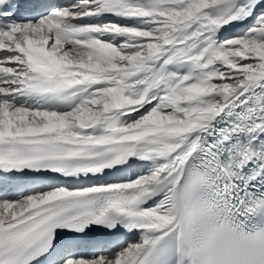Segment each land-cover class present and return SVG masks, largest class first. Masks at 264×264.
<instances>
[{
	"label": "bare ground",
	"instance_id": "1",
	"mask_svg": "<svg viewBox=\"0 0 264 264\" xmlns=\"http://www.w3.org/2000/svg\"><path fill=\"white\" fill-rule=\"evenodd\" d=\"M158 1L159 0H102L103 5L106 7L100 9V10L104 9V12L101 13V16H107L109 15V13L120 14L118 18H115L113 16L111 18L113 22L115 21L114 24L116 25V28L119 31L115 30V32H113L111 29L106 30L107 32L106 35L109 38H112L113 41H119L120 43H124L121 45L119 49L117 48L121 52V53L119 52V54H121L125 58L126 57L130 58L129 53H133L135 50H137V48L135 47L134 48H131V46L126 47L125 45H127L128 43L131 45H134V43L129 42V40L125 41L123 38L128 39V37L132 36L131 38H135L134 42L137 41H140V43L148 42L147 44L148 48H146L147 47L146 45L143 46L146 53L144 54V57L141 58L140 63L138 60H133V61H137L136 63L118 61L116 65L115 64L113 65L117 70V71L115 70V72H113L112 70H107L108 68L106 69V66H103L102 70H107V71L101 72L98 70V72L93 73L91 71L86 70L85 68H81L78 65L80 62L85 64V66H89L87 67L89 69L93 67L92 64H90L89 62L85 61L86 63H84V59H83L84 57H82L81 55L80 57L77 54V52H75L72 49H66L68 47V43H67L68 41L59 42L54 40V43L52 45L50 46L48 45L46 49L43 48L42 53H44V55L40 53L37 56V59L33 62V64H28V63L24 64L27 66V68H25L27 70H23V71L20 70L21 80L19 79V81L20 82L25 81V85L20 86V88L25 89L31 87L37 90L40 89L51 90L54 86L59 84H66L73 81H81L82 83L88 85V89H89L95 86L97 87L99 85H103L105 82H109V84H115V86L117 85L119 87L118 89H120L121 92L128 95L130 99H134V100L147 99L148 102L150 101V98H154V97L156 98L158 97L157 99H164L165 96L163 97V94L165 93L166 95V93L169 91L168 89L166 90V92L163 88L161 89L163 90L161 92L159 90L155 91L154 92L155 94H157L158 92V96L151 94L152 97H150V94L148 95V93H151L152 91V89L150 91V86L152 85L153 82H157V80L154 79L151 83L144 84L147 82V78H148V76H144L143 74L145 68L151 70L153 74L155 70L153 69V67H151L153 70L150 69V65L152 66L156 62H160V65L165 63L168 66L169 64L172 63L171 64L172 70L174 67L176 70L181 68L185 70V75L188 74V70L192 72L191 69H193V67L190 66L191 68L189 69L188 67L189 64L184 66L183 62L174 61L177 59V58L174 59L175 57L174 58L172 57L174 53H171L170 55L167 54L168 51L174 48V45H179L182 42L188 45L189 39L193 38V36L197 35V33L198 35L206 34V37L208 38L207 41L206 40L205 41L208 42V44H210L212 41H214L215 38H218L220 35L224 36L228 34L229 31H230L229 32L230 38H235L234 37L235 34L238 35V33L241 32V29L244 27L245 24H247V21L250 19V17L254 16L255 13L257 14V12H259V9H262L264 7V0H214L213 5L209 8L204 9L199 6L196 7L195 9H192L190 7L191 8L190 11L195 12L194 13L195 15L189 16L190 18H188V20L185 22L187 24V27L181 29L179 34L177 35L173 32L166 33L167 32L166 31L161 36L163 37V40L156 39V41H152V43H150L151 41L149 42L147 38L150 35H152V33H146L140 31V30H144V28L147 29L146 26L147 24L150 23V21L137 22L125 16L128 15L138 16L136 12L139 11H140L139 13L142 12L144 14H147L145 16H148L149 13H151L152 16V14L155 13L154 12L155 5L157 3H160ZM178 2L183 4L185 1L180 0ZM171 4L169 5V8L171 7L175 9L176 4L174 3L173 5ZM162 11H165L167 13V9H162L161 12ZM197 14L198 16H196ZM202 15H206L208 17V20L206 22L202 21L203 18V17L201 18ZM99 19L101 20L102 18L100 17ZM23 29L24 31H28V29L27 30H25V28ZM134 31L136 32V35L132 33ZM28 32L32 34L34 41L39 43L40 49L42 48V39L43 38L49 39L48 34L43 33L41 31L38 32L35 28H33ZM136 39L137 41H135ZM87 40H91V39H87ZM17 41L20 42L19 37H17ZM233 41H237V39L235 40L233 39ZM198 42H201L199 38H197L193 42V44L189 45L188 48L192 49V51L196 53V51L199 49V44H200V43L197 44ZM3 45H7V47H13L12 44H6V43L1 44L0 63L9 58V56H6L5 54V47ZM101 46L103 45L101 44ZM62 47L63 49L61 50ZM210 49L213 50V46L207 49L204 48L205 52L210 51ZM218 49H220L219 46ZM64 50L67 52L70 51L71 54H74L75 56V59L73 60L74 63L71 62V60L69 61V63H67L65 60L62 59ZM165 50L167 51V53L165 52ZM204 50H200V51L204 52ZM217 50L216 52H214L215 50H213V52L214 55L218 54V58L216 59V62L219 61L223 62V64L222 63L220 64L221 67L229 63L228 61H235L238 59L241 60L240 62L242 63L244 62V60L247 61V59L248 60L250 59L249 62L252 63L255 56H258L257 58L263 56L260 53V51L264 52V50H261L260 48H255L254 54L252 55H250L245 49H241V50L233 49L234 51L232 52L231 51L226 52L225 49L220 51ZM97 52L99 54L101 53V51L99 50H97ZM184 54L186 56L187 53ZM238 55H240L242 59L238 58ZM160 56L162 57L158 59ZM103 58L104 55L100 58V60L102 61ZM17 59L23 61L22 56L13 57L11 60L17 61ZM181 59L182 58H180V60ZM129 60H132V58H130ZM6 63L7 62L5 61V65L3 66L0 65V72H2L0 74V77L5 74H8L11 70L16 69L18 67L17 63L14 64L13 66L12 64H10L9 67H6ZM228 68L229 67L227 68L225 67V69ZM248 68H250L251 70H257L260 73L258 75L252 73L249 76H247L244 80L242 79V84L238 83V85L236 86L238 88L231 90L222 89L224 91H227V93L224 92L225 94H222V96L217 95L219 96L218 106L213 110L206 111L207 117L196 119L195 121L190 123L189 121L188 123L187 122L175 123L178 122L179 120V118L176 117V113L183 112L185 115H190L193 113H198L201 110H204V106L206 107L207 105L210 104V101L203 99L204 98L203 96L205 94L206 96L210 95V92H208L209 90L204 92V94L203 92L200 93L201 91L200 92L197 91V93H193L189 98V101L185 102L186 103L185 110H182L183 108L180 109L179 107V110L175 113V115L172 118H170V122L172 123L165 125L164 127L159 129L148 125H140L138 127H134L133 129L125 127L124 124L128 120L132 119L131 117L132 115L129 114L130 113L129 108H131L130 107L131 103L127 104L123 102L116 105V107H118L116 108V110L119 111L120 113H127V114L124 115V117H122L121 114H118L121 117L119 119L118 116V119L116 121L111 115H109L111 114L110 112L104 111L102 118L98 121H95L96 123L94 122L86 126H80V124L76 123L75 125L73 124L74 126L66 127L64 125V121L67 120L69 121L68 117L78 112L77 109H82L83 106H87V100L81 101L75 108H73L72 110L66 113L49 112V113H45L47 114L45 115L44 112H42L47 117V119L48 118L49 119L42 121L43 123L39 124L40 126L38 127H36V125L35 126L32 125L33 127L31 126L25 127L23 135L11 136L9 135L10 133L8 132L9 128L6 129H3L2 127L0 128V139H5V140L48 139V140H63V141L88 143V144L108 143L115 141L116 142L118 141L120 143H127V142L133 143L132 147H130L128 150H123L114 156L117 164L110 167V170L102 174L100 172L96 174L97 177L102 175L100 180L101 182H104L106 184L95 182L94 186H97L99 189L108 188V190H112L114 192L121 191V189L118 188H125L123 189V191L124 190L136 191V189L148 188L150 186H153V188H158L156 193H152L151 197L149 198L147 209L143 214V218H144L143 226L141 228L136 229L137 233L135 232L136 234L134 235V239L132 240L133 237H131L130 241L128 242L127 246L124 249L114 251L112 256H106L105 253L102 252L103 255H101L100 257L101 260L99 258L97 262L94 260L81 261V262H79V260H75V261H68L67 264H142L143 263L144 259L147 257L149 252L154 249V247L159 243V241L174 229L179 219L178 203H177V186L176 184H174L173 181L172 184L171 183L168 184L169 178L178 177L179 179L183 166L193 157L194 152L198 145V141L202 136V132L205 129L210 128L219 118L223 117L225 114H227L229 111L234 109L236 106L247 103V101H249L251 98L257 96L258 94H260V92L264 91V61L258 64V68H255L254 64L253 66L250 64ZM19 69L21 68L18 67L17 70ZM229 69L233 70L234 68L230 67ZM229 69L226 70L227 72L225 73V75H222L221 78L219 77L220 79L218 77L217 78L219 80L221 79L230 80L231 74H229L230 73ZM94 70L96 71L97 69ZM29 73H31L30 75L34 77L29 78L28 77ZM155 74L157 75L158 73ZM24 76H26V78H22ZM185 80H187V78ZM160 81L161 80H159L158 82ZM139 82L140 83L144 82V83L142 85H137ZM200 83L202 84V82ZM134 84H136V86L134 87H137L139 89L132 87L134 88V90H131L132 89L131 86ZM129 86L131 88L130 90L128 89ZM11 88L12 87H10L9 85L5 86L0 84V92L1 91L6 92L12 90ZM24 89H22L21 92H23ZM140 89H144V90H140ZM103 91L106 92L105 89H103ZM115 99L116 101L121 102V98L119 97V95H116ZM27 100L28 99L25 98L23 104L28 103L30 105H38V108L40 107V102L38 101V99H33L30 102H27ZM1 103L2 102H0V104ZM9 104L10 103H7L5 106L6 108H8L7 110L11 116L12 121L15 120L18 121L19 119H15V118H17V116L18 117L21 116L22 114H28L29 118L28 117L27 118L30 119V117H32L31 118L32 121L34 115L31 113V111L22 108L13 109ZM112 105L114 104L112 103L111 106ZM76 116L79 115L76 114ZM110 116L112 117V119ZM54 118H57L58 120ZM77 118L82 122L87 120L86 118L94 119L96 118V116H95V112L92 110L87 114V116L80 115ZM159 122L162 123L161 120H159ZM24 123H21V125L24 126ZM104 123H107V125H105ZM113 126H117V128L121 129L122 132L112 133L111 135L103 133L102 131L103 127L113 128ZM87 131H91L90 136H84V135L75 136V134L77 133H85ZM148 161L151 162L150 165L151 169L146 171L145 165L148 163ZM152 164H153V168H152ZM147 168L149 169V167ZM127 169L129 170V173L125 174V171ZM53 176L54 177L51 184L48 186L46 184H42L37 192L36 190H34L33 192L22 197V199L18 201L0 203V230L4 229L7 225L11 223L21 220L24 217H27L45 208L48 205L55 204L64 200V198H66L69 194L66 195L58 190L57 188V186L59 185L58 182L61 181L63 183H67L68 180L75 181L76 178L81 177L80 174H76L74 172H55L53 173ZM74 194L76 193H73L72 195ZM12 206H14V212L16 215H14V212L6 213V209L12 208ZM65 262L66 261L60 264H65Z\"/></svg>",
	"mask_w": 264,
	"mask_h": 264
},
{
	"label": "rangeland",
	"instance_id": "2",
	"mask_svg": "<svg viewBox=\"0 0 264 264\" xmlns=\"http://www.w3.org/2000/svg\"><path fill=\"white\" fill-rule=\"evenodd\" d=\"M178 1H180V0H165V1L159 0L158 2H160V3H157L155 5L156 10L154 8L155 13L153 12L154 14H152V16H151V13H149L148 16H145L147 14L142 13L143 14L142 15L141 13L136 12L138 16H135V20H137L138 22H149L150 21L149 24L145 23V24H147V26H146L147 29L144 28V30H140L142 32L152 33V35H150L147 38L149 40V42L151 41L150 43H152V41H156V39L163 40V37H161V36L166 31H167L166 33L173 32L176 35L179 34L181 29L187 27V24L185 22L188 20V18H190L189 16L195 15L194 14L195 12L190 11L191 8L195 9L196 7H199V6L204 8V9L209 8L213 5L214 0H183V1H185L183 4L179 3ZM173 3L176 4V8L175 9H173L171 7L169 8V5L170 4L173 5ZM162 7H164V8H162ZM161 8L167 9V13L165 11H162L163 12L162 13ZM163 14H165V15H163ZM169 14H171V15H169ZM139 15H141V16H139ZM161 15H162V17H161ZM196 16H198V14ZM201 18H202V21H204V22H206L208 20V17L206 15H202ZM114 25H115L114 22H112L110 19H107L101 23H99V22L91 23V26L100 32L99 34H105L103 32V30H108V29H111L113 32H115V30L119 31L116 28V25H115V27H114ZM113 27H114V29H113ZM128 30H131V29H128ZM229 32H228V34H226L224 36L220 35L218 38H215L216 40L214 39V41H212V42L210 41L211 42L210 44H208V42H206L207 38H208V37H206V34L198 35V33H197V35H195V36H193V38L189 39V42L187 41L189 43L188 45H186L185 43L183 44V42H182V44H183L182 47H180L179 45H174V48L172 50L168 51V53L165 50V52L169 55L171 53H174L172 57L173 58L175 57L174 59L177 58L174 61L183 62L184 66L189 64L188 65L189 69L191 68L190 66L193 67V69H191L192 72L188 70V74H186V75H185V70H183L181 68L176 70L175 67L173 66L174 71L172 69H170L172 63L169 64L168 66L165 63H163L161 65L160 64L158 65V62H157V64L155 63L156 66H155V64L153 66H150V69H152L151 67H153V69L155 70V72L153 74H152L151 70L146 69V71L144 72V76H148V78H147V82L146 83L143 82V83L149 84L154 79L157 80V82H153L152 85L150 86V91L152 89L153 92L151 91V93H148V95L150 94V97H152V95L158 96V92H157V94H155L154 93L155 91L159 90L161 92V91H163V90H161L163 88L166 92V90L168 89L169 91L166 93V95H165V93L163 94V97L165 96L164 99H157L158 97L157 98L154 97V98H150L149 102L147 101V99H144V100L130 99V97L128 95H126L125 93L121 92L120 89H118L119 87L117 85L115 86V84H111V85H108L105 87L106 92L103 90H100V91L92 90L91 92H89V94H87L83 98V100H87V106L88 107L83 106L82 109H77L79 113L76 112L75 114L68 117L70 122L68 120L64 121V125L66 127L67 126H74L76 123L80 124V126L90 125L91 123H94L95 121L100 120L104 114V111L110 112L111 114H109V115H111L116 121L118 119V116H119L118 114H121L122 117H124V115H125V113H120L119 111L116 110V108H118V107H116V105L123 102V103H127V104L131 103V105H130L131 108H129L130 113L133 112L135 109L144 106V109L140 113L136 114L132 119L128 120L124 124L125 127L133 129L134 127H138L140 125H148V126L155 127V128L159 129V128L164 127L165 125L172 123V122H170V118H172L175 115V113L179 110V107H180V109L183 108L182 110H185V107H186L185 102L189 101V98L191 97V95L193 93H197V91H199V92L201 91L200 93L203 92V94H204V92L209 90L208 92H210V95H212V96H210V95L206 96V94L203 96L204 100L206 99V100L210 101L209 105H207L206 107L204 106V110H201L198 113H193L190 115H185L183 112L182 113L177 112L176 117H178L179 120H178V122H175V123H186V122L188 123V121L190 123V122L195 121L196 119H201V118L207 117L206 111L213 110L214 108H216L218 106V102H219L218 97L222 96V94H225L224 92L227 93V91H224L222 89L231 90V89L238 88L236 86L238 85V83L242 84V79L244 80L247 76H249L252 73L257 74V75L260 73L257 70H251L250 68H248V66L250 64L253 66V64H254V67L258 68V64H260L261 62L264 61V59H263L264 58V52L260 51V53L263 56L260 58H257L258 56H255L252 63L249 62L250 59L249 60L247 59V61L244 60L243 63L240 62L241 60L238 59L235 61H228L229 63L225 64L223 67L220 66V64L221 63L223 64V62H221V61L216 62V59L218 58V54L214 55V52H216V50L218 49V46L220 49H218L217 51L225 49L226 52H230V51L232 52V51L237 50V49H240V50L245 49L250 55L254 54L255 48H260L261 50H264V7L262 9H259V12H257V14L255 13L254 16L250 17V19L247 21V24H245L244 27L241 29V32H239L238 35L235 34V36H234L235 38H230ZM132 33L136 35L135 31ZM203 35H205V36H203ZM210 36H212V35H210ZM131 37L132 36L128 37V39L127 38H123V39L125 41L129 40V42L134 43V45H131L128 43L127 45H125L126 47L131 46V48H134V47L137 48V50H135L133 53H129V56H130V58H132V60H129L130 58H127V57L125 58L121 54H119L120 50H118V49L124 43H120L119 41H113V39L109 38V37L108 38L98 37V38H95V39L87 41V42H76L74 44H71V43H69V44H70V46H73V50L77 51L79 56L81 55L82 57H84L83 58L84 63L89 62L93 66L90 68L91 69L90 70L89 68H87L89 66H85V64L79 62L78 65L81 68H85L86 70L91 71L93 73L98 72V70L101 72H104L107 70H112L113 72H115L116 68L113 65L114 64L116 65L118 63V61H120V62L126 61V62H130V63H132V62L136 63L137 61H133V60H138L140 63L141 58L144 57V54L146 53L143 46L144 45L147 46L148 42L147 43L146 42L140 43V41H137V39L135 40L137 42H134L135 38H131ZM197 38H199L201 40V42L203 39L204 40L202 43L201 42L197 43V44H199V43L200 44H199V49L195 53L192 51V49H190L188 47H189V45L193 44V42ZM233 39L234 40L237 39V41H233ZM212 43H213V45H212ZM101 44L104 47L101 46ZM212 46H213V50H215L214 52L212 49H210V51L205 52L204 48L207 49V48L212 47ZM146 48H148V46ZM227 48H229V49H227ZM97 50L101 51V53L99 54L97 52ZM200 50H204V52L200 51ZM184 53H187L186 56ZM209 54H211V55H209ZM103 55H104V58L101 61L100 58ZM182 56H184V57H182ZM234 56H237V55H234ZM180 58H182V59L180 60ZM238 58H241L240 55H238ZM62 59L65 60L66 62H69V60H71V62L74 63L73 60L75 59V56L73 58L72 54H70V52L64 51ZM248 63H249V65H248ZM103 66H106V69L107 68L108 69L102 70ZM225 67L226 68L232 67L234 69L232 70V69L228 68L230 71L229 74L232 75V76L230 75V80L229 79H225V80L221 79L222 80L221 81L219 79L222 77V75H225V73L227 72L226 70H228V69H225ZM94 69H97V70L95 71ZM231 72H233V73H231ZM155 73H158V74L156 75ZM219 73H221V74H219ZM152 75H154V76H152ZM117 76H118V74H117ZM237 76H239V77H237ZM217 77L218 78L220 77V78L218 79ZM186 78H187V80H185ZM159 80H161V81L158 82ZM203 81H204V84H203ZM200 82H202V84ZM143 83L139 82L138 84L137 83L136 84L142 85ZM136 84L132 85L131 88L136 86ZM131 88L129 86L128 89L130 90ZM134 88L139 89L137 87H134ZM134 88H132L131 90H134ZM140 90H144V89H140ZM116 95H119V97L121 98V102L116 101V99H115ZM217 95H219V96H217ZM181 101H182V103H181ZM112 103L114 105L111 106ZM0 105H1L0 106V110H1L0 111V128L1 127L3 129L9 128L8 132L12 136L13 135H23L25 127H30V126L33 127L32 125H34V126L36 125V127H38V126H40L39 124L43 123L42 121L49 119V118L47 119V117L45 116L47 114L44 113L45 114L44 115L41 110L30 108L29 110L34 115L32 121H31L32 117H30V119H28L29 115L27 116V114H22L19 117L17 116V118H15V119H19L18 121H16L15 119H14L15 121H12L11 116L7 110L8 108H6L5 104L1 103ZM12 108L16 109V106L12 107ZM133 108H135V109H133ZM205 109H207V110H205ZM92 110L95 112L96 118H94V119L86 118L87 120L82 121V122H81V120H78L77 117H79L80 115H86L87 116V114ZM115 110H116V112H115ZM76 114L79 116H76ZM198 114H199V116H198ZM121 116H119V119ZM112 117H111V119H112ZM129 117H130V115H129ZM54 119L58 120L57 118H54ZM51 120H53V119H51ZM159 120H161L162 123H160ZM85 122H86V124H85ZM21 123H24V126H22ZM104 124L107 125V123H104ZM102 131L104 134H108V135H111L112 133L122 132V130L117 128V126H113V128L103 127ZM85 133H77V134L73 133V134H75V136H80V135L90 136L91 135V131H87ZM150 165H151V162L148 161V163L145 165L146 171L151 169ZM147 167H149V169ZM152 168H153V164H152ZM143 175H144V173H143ZM57 188L61 193H65V194L68 193L63 186H58ZM11 212L12 213L14 212V206H12V208L6 209V213H11ZM100 257H101V255L98 254L96 257L91 258V259H79V262L90 261V260H94L97 262ZM100 260H101V258H100ZM64 261H66L65 264H67L68 261H75V260L65 259Z\"/></svg>",
	"mask_w": 264,
	"mask_h": 264
}]
</instances>
